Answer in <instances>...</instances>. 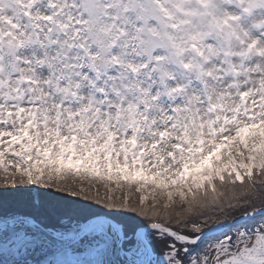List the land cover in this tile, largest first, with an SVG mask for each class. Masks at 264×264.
<instances>
[{"label":"snow or ice","instance_id":"6c2138e0","mask_svg":"<svg viewBox=\"0 0 264 264\" xmlns=\"http://www.w3.org/2000/svg\"><path fill=\"white\" fill-rule=\"evenodd\" d=\"M0 264H264V0H0Z\"/></svg>","mask_w":264,"mask_h":264}]
</instances>
